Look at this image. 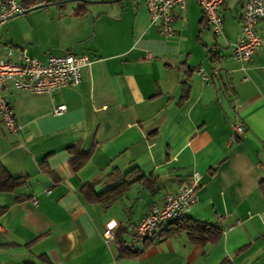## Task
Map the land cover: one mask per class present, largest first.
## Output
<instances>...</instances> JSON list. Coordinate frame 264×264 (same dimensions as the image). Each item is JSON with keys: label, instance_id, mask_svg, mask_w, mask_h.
Returning a JSON list of instances; mask_svg holds the SVG:
<instances>
[{"label": "crops", "instance_id": "1", "mask_svg": "<svg viewBox=\"0 0 264 264\" xmlns=\"http://www.w3.org/2000/svg\"><path fill=\"white\" fill-rule=\"evenodd\" d=\"M41 1H49L41 11L0 23V49L12 50L11 61L71 52L90 62L76 85L6 91L20 130L0 127V170L23 182H0V264H264V52L231 56L243 0L221 3V36L200 27L201 9L187 0L169 38L149 25L145 0L79 1L81 14H73L78 1ZM256 29L264 33V17ZM57 105L65 108L54 114ZM235 120L244 135L228 142ZM68 147L89 153L76 169ZM194 174L197 200L185 217L217 225L220 239H159L166 221L136 257H117L105 226L123 246L139 247L136 223ZM122 177L128 185L118 196L95 199Z\"/></svg>", "mask_w": 264, "mask_h": 264}, {"label": "built area", "instance_id": "2", "mask_svg": "<svg viewBox=\"0 0 264 264\" xmlns=\"http://www.w3.org/2000/svg\"><path fill=\"white\" fill-rule=\"evenodd\" d=\"M112 1V0H93ZM187 0H145L149 25L155 27L164 38L174 34L173 22L175 11L183 10ZM200 7L206 24L216 36L222 35L219 8L223 0H194ZM43 4L39 1L32 5ZM30 5V6H32ZM17 0H0V23L24 10ZM264 17V0H243L239 18V32L231 46V56L237 60H247L256 50L264 52V33L259 34L257 22ZM11 49H0V127L12 134H18L20 125L13 113L7 96L8 88L25 90L31 94H49L80 82L82 68L89 64L85 54L71 52L48 53L43 60L21 54L17 61H11ZM205 80L207 76L200 69L194 70ZM264 77V70H263ZM64 105H57L54 114L61 113ZM244 135L241 120L230 123L228 142H233ZM197 175L193 182L178 187L168 193L160 205H152L133 229L132 242L141 243L162 223L181 219L185 212L197 200ZM32 202H35L34 200ZM220 218V217H219ZM106 242L114 239V225L107 224L102 232Z\"/></svg>", "mask_w": 264, "mask_h": 264}, {"label": "trees", "instance_id": "3", "mask_svg": "<svg viewBox=\"0 0 264 264\" xmlns=\"http://www.w3.org/2000/svg\"><path fill=\"white\" fill-rule=\"evenodd\" d=\"M39 1L41 0H18V2L23 8H27L30 5ZM48 2L49 1H44L43 4H47ZM84 11H85L84 4L79 2L75 6L73 10V14H81ZM205 23L206 22L202 17L199 23L200 27L203 26ZM186 96H187V92L186 90H184V93L180 97V101L185 100ZM66 150L71 154L69 157V161L74 169L81 166L86 161L89 154V153L78 152L74 149V147H68ZM41 169L44 173L51 175V171L47 169L45 166L44 167L42 166ZM128 174L129 173L125 175ZM1 181L3 188L5 189H11L14 186L20 185L23 182L19 178L9 177L6 173L4 175V171L0 170V182ZM94 182L95 180L87 183L85 186L88 189H90L94 184ZM127 185H128V180L123 178L119 180L118 183L115 184L110 189L104 191L99 195H96L95 199L109 200L115 198L125 189ZM258 186L264 196V184L259 182ZM181 232H184L188 236L190 242L203 245L206 243L209 244L216 243L220 239L222 231L215 224L193 220L191 218L184 216L181 219H176L168 222L164 227H162L161 229L159 228L157 233L154 231L149 237H147L140 243L139 247H135L134 245H131L129 247L123 246L122 243L119 241V237L117 233L114 235L113 242H115L118 248L117 257H136L143 249H145L149 244H151L152 240L154 239L153 235H155V233L159 239H166L174 235H178ZM225 262L226 261L223 260L220 264H225Z\"/></svg>", "mask_w": 264, "mask_h": 264}, {"label": "rangeland", "instance_id": "4", "mask_svg": "<svg viewBox=\"0 0 264 264\" xmlns=\"http://www.w3.org/2000/svg\"><path fill=\"white\" fill-rule=\"evenodd\" d=\"M50 2H52V1H50ZM119 1H117V2H110V3H95V4H93V3H90L89 5H102V4H113V5H118V6H122V7H124V6H129V5H131V0H120V2L118 3ZM77 2H66L64 5L66 6V8L67 7H69L70 5L71 6H74L75 4H76ZM54 6H48L47 8H53ZM42 9H44V8H38V9H36V10H32V11H29V12H27L28 14L29 13H35V12H37V11H41ZM26 13V14H27Z\"/></svg>", "mask_w": 264, "mask_h": 264}, {"label": "water", "instance_id": "5", "mask_svg": "<svg viewBox=\"0 0 264 264\" xmlns=\"http://www.w3.org/2000/svg\"><path fill=\"white\" fill-rule=\"evenodd\" d=\"M68 1H84V0H61V1H57V2H53V3H50V4H58V3H63V2H68ZM113 1H117V0H113ZM95 2H99V1H95ZM46 4H36V5H32V6H29V7H27V8H25L22 12H21V14H25V13H27V12H29V11H32V10H36V9H38V8H42V7H44Z\"/></svg>", "mask_w": 264, "mask_h": 264}]
</instances>
